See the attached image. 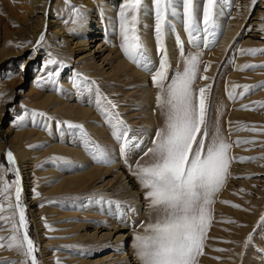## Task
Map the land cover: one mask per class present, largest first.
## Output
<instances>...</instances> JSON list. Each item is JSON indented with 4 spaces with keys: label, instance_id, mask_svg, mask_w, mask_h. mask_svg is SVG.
I'll return each mask as SVG.
<instances>
[{
    "label": "rangeland",
    "instance_id": "374dc122",
    "mask_svg": "<svg viewBox=\"0 0 264 264\" xmlns=\"http://www.w3.org/2000/svg\"><path fill=\"white\" fill-rule=\"evenodd\" d=\"M88 1L94 5H87ZM145 1L141 9L138 28L139 35L146 47V36L142 34L140 28L143 23L146 29L151 28L153 30L154 18L149 13L151 8L146 7L148 9L146 13ZM220 1L218 7L222 8L220 9L225 12V16L228 18L233 16L236 11L237 1L247 3L248 8L251 7L246 21L252 22L250 24L252 27L249 25L244 27L249 28L245 34L249 37H246L245 41L251 39L252 43L244 46L241 37L237 36L232 45V48L235 47L236 50L232 48L228 50L229 53H233L228 54L215 66L214 75L205 72L204 75L208 77L210 82L205 85L202 83L201 87H211L208 100L211 98L213 101L215 92L212 93L217 87L214 85L224 68L222 72L225 73L223 74V81L220 79L223 86L218 85V88L220 90L222 88V92L225 91L223 98L225 97L226 102H229L227 115H225L227 118L224 131L229 143L233 145L230 155L236 158L230 165L229 173L233 175L235 171L233 165L236 163L243 164L245 167H240L242 170L239 169L234 180L229 174L220 194L225 190V187H235V183L244 182L245 186H242L240 192L234 193L235 198H232V202L228 200L223 202L226 209L222 210L220 217L218 238H215L211 233L214 228L211 220L209 227L211 231L207 232L204 254L198 258V264H264V107H260L261 104H264V87H260L264 86V67L239 70L245 65H264V53L257 51L255 55L249 54L250 50H264V0H256L255 4H253V0ZM29 3L32 2H28V0H0V56L4 54L5 50L6 52L11 51L14 56L12 60L15 59L14 62H16L15 71L11 68L4 79H0V188L4 187L5 182H12L17 178L7 160V153L9 151L12 153L14 147L26 149L30 153L27 163H22L19 160L20 169L26 177L27 190H25L26 194H21V200L28 222V235L37 249L35 255L39 264H117L115 259H106L108 255L113 256L114 254V247H107L110 240L105 238L95 241L90 237L94 233L93 228L95 227L101 235L105 234L106 229L112 228L109 222L113 218L128 226L126 230L127 235H129L127 248L130 249L129 252L134 258L133 262L140 264L134 248V236L137 233H143L142 225H146L150 221L146 217H138L134 212V204L130 198L121 196L124 193L121 189V180L117 179L113 173L106 177L105 183L102 182L103 179H97L90 181L88 185H67V188L65 183L62 184L64 179L67 180H64L66 183L70 182L75 176L82 175L89 169L87 170L88 166L84 165L75 168L77 159L59 152V146L65 150L84 146L88 149L87 153H90L88 146L81 141L80 130L69 129L67 123L82 125L87 135L96 143L99 142L98 138L104 144L106 142L102 137L95 135L93 127L98 124V119L95 118L92 123L89 121L92 128L87 126L86 122L75 119V115L69 116L65 110H61L63 101L68 104L67 107L72 105L93 107L92 110L96 113V110L100 109L95 103L96 86L99 87L103 97L109 98L116 95L117 97L115 96L113 101L124 99L128 95H123L124 88L117 91L113 87H107L106 82L100 81H103L104 78L107 80V75H103L101 67H95L94 62L101 64L103 58L99 57V54L89 52V48L93 45H89V47L80 45L86 40V25L92 23L91 13L100 12L96 14L98 18L93 22H100L102 16L106 20L107 29L105 28V34L100 30L103 33L100 34L101 36L99 35L96 48L101 43L100 39L103 40L104 38L107 43L103 48L104 50L111 44L114 46L112 48L115 46L121 48L119 12L123 6V1L120 0L118 4L107 6L106 0H47V12L50 13L49 21L54 20L57 24L53 27L50 26L49 30L52 33L50 31L49 33L51 35L48 34V38L37 42L36 45L33 44L34 41L30 34L26 37L23 34L24 28L36 26L37 20L42 16L38 12L39 10L33 12V8H31L32 11H30ZM194 3L197 7L198 4L204 3V0H194ZM12 8L20 9L22 15H19V20L16 19L18 18L17 14L12 15ZM74 9H80L82 13L79 20H77ZM144 11L146 15H143ZM26 13L30 14V17L32 16L29 17L28 21V16H24ZM177 13L178 15L182 14V10L178 9ZM21 19L27 21L25 26L22 21L20 22ZM200 31L201 33L198 32L197 36L201 38L205 33ZM113 41L118 42V45H114L115 42ZM4 46H6L5 49ZM238 52L241 56L240 59L244 60L242 66L238 65L237 62L236 54ZM107 54L108 49L104 56ZM92 55L95 56V60H91ZM4 56L2 55V58ZM230 56L231 58H229ZM50 59H55L59 64L49 65ZM7 62L4 61L0 67H3ZM206 62L211 63V60L206 59ZM112 63L113 59L109 60L108 63H103L102 66H105V71L111 69ZM140 69L142 68L140 67ZM51 72L58 73V76L49 79ZM232 73L241 76L235 75L234 77ZM92 78L94 79L92 80ZM92 81H96V84H90ZM77 84L80 87H76ZM195 84L194 87L200 88L198 86L200 83ZM245 85L251 86L247 92L243 88ZM89 88L91 91L88 90ZM138 89L137 86L133 91ZM229 93H232L234 97L237 96V98L230 99ZM240 99L244 103L243 106L237 105ZM245 106L250 110H244ZM101 107L107 108L103 110L105 114H116L117 112L116 109H111L102 98ZM128 107L121 108L126 110ZM32 112L44 113L45 116L36 117L34 123ZM233 113L235 117L230 119L229 117ZM49 117L50 120L47 119ZM120 119L125 121L123 117ZM112 121L115 123L114 117ZM45 125H47V129ZM244 128L247 130H241ZM127 130L130 147L124 159L125 165L128 167L126 171L128 170L131 174L132 178L130 177V179L135 184V188H140L139 181L133 174L138 159H133L132 155V150L137 145L135 143L137 141L133 137L138 133V129L127 128ZM236 141L253 142L241 143L237 146ZM111 146H117L120 149L121 143L116 141L115 144L110 145L106 142L104 147L108 150L110 160L114 159L111 155ZM240 158H245V162H240ZM99 165L107 168L112 167L111 163L108 165L99 163ZM131 165L134 167L132 171L129 170ZM16 172H19L18 166ZM111 180L113 181L106 185ZM234 181L235 183H233ZM61 184L63 185L62 189L65 187L63 190H59ZM102 185L106 186L102 187ZM12 189L13 185L7 194L12 197L11 201L0 196V205H3L5 209L4 212H0V237L5 238V243H7V238L12 235L9 230L12 220L6 222L2 217L18 219V216L13 215L16 213L15 207L9 209L10 204L14 205ZM116 191H120L122 194H116ZM233 192H235L234 189ZM140 198L143 199L141 203L145 209L144 196L140 195ZM233 205H239V207H233ZM261 211L262 215L259 214L261 217L258 218V213ZM237 213L240 215L238 216ZM253 213H257V217ZM116 237L111 241L112 246L116 245ZM24 260L25 257L16 250H8L6 247L0 249V264L23 262ZM28 264H30V258H28Z\"/></svg>",
    "mask_w": 264,
    "mask_h": 264
},
{
    "label": "snow or ice",
    "instance_id": "6c2138e0",
    "mask_svg": "<svg viewBox=\"0 0 264 264\" xmlns=\"http://www.w3.org/2000/svg\"><path fill=\"white\" fill-rule=\"evenodd\" d=\"M152 3L156 21L155 34L160 42L161 55L156 65H153L139 35L138 25L144 0H123L119 12L122 51L129 61L148 71L152 76V81L159 90L158 108L165 119L164 126L158 130L152 147L144 153L151 156L152 162L137 165L133 171L141 187L146 189L145 199L149 201L150 211L158 213L154 222L142 225L143 233L134 236V248L140 264H198V258L204 254L207 232L211 225V206L215 202V196L225 186L230 174V165L236 158L230 155L233 145L221 137L219 128H216L214 136H209L212 127L207 94L209 87H200L198 91L193 87L199 70L200 54L185 57L183 72L175 71L169 80L171 65L163 45V37L168 17L177 15L178 8L182 10L187 31L194 39L195 33L200 30L205 34H214V30L218 28L216 21L219 0H204V7L201 10L196 8L194 0H152ZM255 3L256 0H253V4ZM74 10L79 20L82 13L80 9ZM40 39L43 40L44 37L41 36ZM257 51L264 53V50H250L249 54L255 55ZM48 64L58 65L59 62L50 59ZM258 67L264 65H245L239 70ZM207 70L206 68L205 71ZM54 76H58V73H49V79ZM203 79L207 80L208 77L204 76ZM90 84L94 85L95 82L92 81ZM76 87L80 85L77 84ZM250 87L243 86L244 91H249ZM88 90L91 91V88ZM95 91L97 95L95 103L98 107H101V98L111 109L117 107L111 100L102 96L98 86ZM229 98L235 99L232 93H229ZM260 107H264V104ZM244 110L250 109L245 106ZM31 115L34 123L36 117L45 116L40 112H32ZM105 115L113 129L115 139L121 143V152L126 157L130 147L127 127L118 114ZM113 117L115 123H112ZM20 122L22 123V120ZM45 127L47 129V125ZM67 127L80 130L81 141L88 146L94 161L105 165L111 163L108 150L92 141L82 125L67 123ZM252 142L236 141L235 144L239 146L241 143ZM7 160L9 164L14 165L15 160L11 151L7 153ZM240 162H245V158H240ZM13 184L15 204H10L9 209L15 207L17 212L13 215L18 216V219L2 217L6 222L12 220L9 229L12 235L7 238V243L4 237H0V249L6 247L8 250H16L25 257L23 262L8 264H28V258L30 264H39L35 255L37 249L28 235V222L21 200L22 190L18 173L15 181L5 182L4 187L0 188V196L11 201L12 197L7 194ZM4 211L3 205H0V212Z\"/></svg>",
    "mask_w": 264,
    "mask_h": 264
},
{
    "label": "bare ground",
    "instance_id": "6f19581e",
    "mask_svg": "<svg viewBox=\"0 0 264 264\" xmlns=\"http://www.w3.org/2000/svg\"><path fill=\"white\" fill-rule=\"evenodd\" d=\"M56 1H58V0H56ZM119 1L120 0H106V4L108 3L107 6L114 5L116 3L118 4ZM121 1H123V0H121ZM28 2H32V3H29L30 11H32L31 8H33V12H35V11L37 12L39 10L38 12L40 13V15H42L37 20V24H35L36 26H32L31 28H27V29L24 28V30H23L24 31L23 32L24 37H26V35L30 34V36L33 38V41H34L33 44L36 45L37 42L41 41V39H40L41 36H43L45 39V38L49 37L48 34L51 35L52 32L49 30V28H50V26L53 27L57 23L54 20L49 21V14L50 13L47 12V0H45V1L44 0H31V1L28 0ZM249 2H248V4H249ZM87 5L93 6L94 4L88 1ZM145 5H146L145 8L146 7L148 9L151 8L149 13H151L150 15H152V17L154 18L153 22L151 20L153 30L151 28H147L148 29V31H147V29H146L145 25H143V23H142L140 29L143 32L142 34H144V36H146L145 37V44L147 47L146 48L147 53L150 56V58L153 62V65H156L159 63V61L161 59V55H160V51H159L160 42L157 40L156 34H155L156 21H155L154 5L152 3V0H146ZM203 7H204V3H200V4H198V6L196 8L198 10H201ZM217 8H218V10H217L218 16H217L216 22H217L218 28L214 30V34H205L201 38H200V36L199 37L197 36L198 32L201 33V31H198L195 33V39L189 35V33L187 31V25L183 19L182 14L178 15V13H177V15H175V16L170 15L168 17V20L166 21V24H165L163 45H164V48L167 52V55L169 57V62L171 65V67L169 68V73H168L169 80L174 76L175 71L178 70L180 72H183V70L185 68V57L199 53L200 54V64H199V70L197 73V78H196L195 83H200V85H198L199 87H201V85H203V84L204 85L208 84L210 82V80L209 79H207V80L203 79V77L206 76V75H204L205 72H209V73L214 75V72L216 69L215 66L217 64H219L221 62V60L223 58H225L228 54L233 53V52L229 53L228 50H231L233 42L235 41L237 36L241 37L242 43L244 44V46L252 43L251 39L245 41V38L249 37V35L245 36V34L247 33L249 28L244 27V26H248V25L250 27L251 26L250 24H252V22L248 23L246 21L247 16H249L247 14L250 12L249 9L251 7L248 8L247 3L244 4V2H238L237 1L236 2V9H235L236 11L234 12L233 16H229L230 18L225 16L226 14L223 10H221L222 9L221 7H220L221 9L219 7H217ZM25 9H27V7H25ZM148 9L145 10L146 13H147ZM178 9H177V11H178ZM240 9H241V11L243 10L241 14H240V12H241ZM11 10H13L12 15L17 14L18 18H16V19L19 20L20 19L19 15H22V14H20V9H15V8L13 9L12 8ZM145 11L143 12L144 13L143 15H146ZM99 13L100 12L91 13L90 17H91L92 23H89L86 25V27H85L86 32H87L86 33V40L84 42L80 43V45L85 46V47H89V45H93V47L89 48V52L99 54L100 55L99 57L103 58V63H105V62L108 63L109 60L113 59V63H112L113 66L111 67V69L109 71H105V66H102L103 63L99 64L97 62H94V65H95V67H101V71H103L102 72L103 75H107V80H105V78H104L103 81L100 80L101 82H106L107 87L108 86L113 87L114 90H117V91L122 90V88H124V94L123 93L122 94L124 96H126L128 94L126 97L123 96L124 99L121 98L120 100H117V101L112 100L115 98L116 95H113L114 97L110 96L109 98H107V97L106 98L108 100H111L113 103L116 104V106H117L115 108L117 111L116 114H118L119 118L123 117V119H125L124 125H126L127 128L132 129V130H134L136 128L138 129V133H136L135 137H133V139L137 141V142H135L137 144L135 149L132 150L133 159H138L136 161L137 164H135V167L137 165L150 164L152 162L151 156H146V155H144V153L146 152V150L148 148L152 147L153 140H154L158 130L164 126V122H165L164 116L161 114V112L158 108L157 95H158L159 90L155 87V85L152 81V76L149 74V72L145 71L143 69H140V67L138 68L137 65H135L131 61H129L126 58V56L124 55L122 48L119 49L116 46H115V48H112L113 45L111 44L107 48L108 54L106 56H104L106 53V50H107V49L106 50L103 49L107 45V43L105 42V38L103 40L100 39L101 43L98 44V47L96 48V44H97V42H99V35L102 34L103 32H104V34L106 33L105 32V28H106L105 21L106 20H104L102 18V16L100 17V22H93V20L98 18V15H96V14H99ZM243 14H245L246 17ZM25 15L28 16L27 21L32 17V16L30 17L29 16L30 14H28V13L24 14V16ZM24 16H23V18H24ZM199 16H200V13L198 11V17ZM47 17H48V19H47ZM110 18H112V17H110ZM21 21L24 23V26L27 24L26 20L21 19L20 22ZM35 23H36V21H35ZM254 25H256V24H254ZM202 27H203V25L201 23V29H202ZM55 29H56V27H55ZM100 30H102L103 32L101 33ZM49 31L51 33H49ZM60 31H61V29H60ZM250 37H252V36H250ZM212 38H213V40H212ZM27 41H29L28 38H27ZM113 42H115V41H113ZM114 45H118V42H115ZM110 46H111V48H109ZM5 47L6 46H4V49H5ZM232 49L234 50L235 47ZM12 53H14V52H12ZM2 55H5V56L2 58ZM2 55L0 56L1 57L0 65H3L4 61H8V62L3 67H0V79L1 80L4 79V76L7 74V72H9V70L11 68L14 69V71L16 68V66H15L16 62H14L15 59L12 60V57H14V56L11 54V51L6 52V50H5L4 54H2ZM236 55H237L236 58H237L238 65L242 66L244 64V60L240 59L241 56L239 55V52ZM231 56L229 58H231ZM206 59H210L211 63L206 62ZM91 60H95L94 55L91 56ZM107 65H110V64H107ZM209 65H210V67H209ZM206 68L208 69L207 71H205ZM97 69H99V68H97ZM223 70H224V68H223ZM223 70L221 71V74L219 75L218 80L214 85V87L217 86L216 88H214L215 90L212 93V94H214V92H215V98H214L215 101L213 99V101H214V103H213L211 98H210V100H208L209 101V112H210L211 122H212V127L210 129L209 136L210 137L214 136L215 132H216V128H219L221 137H223L229 143L228 138L226 137V134L224 131L225 120L227 118V117L225 118V115H227V111L229 108V105H228L229 102H226V100L224 99L225 97L223 98V94L225 91L222 92V88H221V90H220V88H218L219 86H221V87L223 86L221 84V80L223 81V79H222L224 76L223 74H225V73H222ZM225 72H227V71H225ZM232 74L234 75V77H235V75H237V73H232ZM232 74L230 75V77L232 76ZM239 75H237V76H239ZM91 76H92V74H91ZM98 78H99V76H98ZM93 79L94 78H92V80ZM128 80H130V81H128ZM195 83H194V85H196ZM98 85H100V84H98ZM194 85H193V87H194ZM137 86L139 87V89L133 91V89H135ZM210 88H209V91L207 93L208 95L210 92ZM194 89L198 91L199 88L194 87ZM110 92H112V91H110ZM115 94H116V92H115ZM240 96H241V94L239 95V97ZM258 97H260V96H258ZM235 98H237V96ZM95 99H97L96 94H95ZM243 104L244 103L241 99L237 102L238 106H243ZM67 105L68 104H66L65 101H63V103L61 105V110H65L67 112V115H69V116L75 115V117H74L75 119L79 120L80 122H86L87 126H89L91 128H92V125H90L89 121L92 123V121L95 118L98 119V121H99L98 124L93 127L95 130L94 131L95 135L102 137V139L104 141H106L107 143H109L110 145H113L116 143L117 140L115 139V137L113 135V129H112L111 125L109 124L108 119H106V115H105L104 111H101V107H100V109L98 108V110H96L97 111L96 112L97 114H96L95 111L92 110L93 107H88L86 105L85 106L84 105H72V106L67 107ZM120 105H121V107H124V106H129V107L125 110V109H122L120 107ZM104 109H107V108H104ZM251 114H249V115H251ZM233 117H235L234 113H233V115H230L229 118L231 119ZM248 119H246V120H248ZM230 121H232V120H230ZM100 123H102V124H100ZM112 123H114V122L112 121ZM128 125H130V126H128ZM98 140H99V142H98L99 145H101L103 143L102 145L105 146L106 142L104 144V142L102 140H100V138H98ZM100 141H101V143H100ZM206 144H207V141H206ZM87 151H88V149L85 148L84 146L83 147L78 146V148H69L68 150H65L63 147L59 146V152L68 154V155H70V157L75 158V160L77 159V165H75V168H79L80 165H84V166H88V168H86L87 170L89 169V171L86 170L87 172H85L84 174H82V175L80 174L79 176H75V178L71 179L70 182L68 181L66 183L67 180L64 179L66 181L63 180L62 184L65 183L66 187H67V185L70 186V185H75V184H78V185L79 184H81V185L86 184V185H88V183L90 181H92V180L96 181L97 179H103L102 182L105 183L106 177L108 175L110 176L111 174L115 173L116 178L121 180L120 181L122 184L121 189L124 191L123 195H121V196H123L125 198L126 197L130 198V200L134 204L135 214L138 217H140V216L144 217V218L146 217L148 221L154 222L157 218L158 213L150 211L149 201L147 199H145L146 189H143L141 187L140 183H139L140 188L139 187L135 188V184H133V182L131 181V179H130L131 174L128 172V170L126 171V168L128 169V167L125 165V160H124L125 156L122 154L121 148L118 149L117 146L112 147V149H111L112 154L111 155L113 156L114 159H111L112 167H110V168L101 166V165H99L98 162L93 161L92 155L90 153H87ZM12 154H13L15 163H14V165L11 164V169L13 172L16 173V176L18 173L19 180H20V187L22 190L21 194L22 193L26 194L25 193V190H26L25 178L26 177L23 174L22 170L20 169L19 160L22 161V163H27V159H29L30 153L24 148H21V147L15 148L14 147V150H12ZM68 158H69V156H68ZM69 160H67V161H69ZM17 166L19 167V172H16ZM233 166L235 168V171L233 172V175H231L232 173L230 174V177L234 180V179H236V173L239 171L240 167L244 166V165L236 163ZM72 167H73V169H75L74 166H72ZM13 169H15V170H13ZM130 169L132 171L134 169V167H132V165H131L129 170ZM247 169H246V171H247ZM240 170H242V169H240ZM112 181L113 180L108 181L106 183V185H109L110 182H112ZM233 183H235V181ZM62 184L59 185V190H63L65 188L64 187L62 189V187H63ZM106 185H102V187H105ZM242 186H245L244 182L235 183V187H237V188H235L234 186L225 187V190L220 194V192L223 189L222 188L221 191L215 196V202L211 206L212 207V222L214 224V228L212 231L210 229L208 230V231H211L212 235L215 238H218L217 232L219 231V226H220L219 221H220V217L222 216V210L226 209L223 202H225L226 200H228L229 202H232V198H235L234 193H236V191L240 192L242 189ZM83 187H85V186H83ZM74 188H76V187H74ZM233 189L235 192H233ZM12 190H13V203L15 204V185L14 184H13ZM117 193L122 194L120 191L119 192L116 191V194ZM140 195L144 196V199H145L144 203L146 204V208H145L146 210L144 209V206L142 207L143 203H141V201L143 199L140 198ZM218 196H219V198H218ZM115 197H118V196H115ZM15 211L17 212L16 209H15ZM261 213H262V211L260 213H258V216H259L258 218L261 217L259 215ZM254 214L256 216L257 213H253V215ZM237 215L239 216L240 214L237 213ZM109 223H110V226H112V228L106 229L107 232L105 234L101 235V233H99V231L95 227V228H93L94 233L92 235H90V237L92 239H94L95 241L102 240L105 238H107V240L108 239L110 240L107 247H114L113 251H114L115 255L114 254H113V256L108 255L106 257V259L107 258H109V260L115 259L117 264H136L135 262H133L134 258H132L133 256L129 252L130 249L128 250V248H127L129 235H127L126 230H127L128 226L125 224H121V222L119 223L117 221V219H115V218H113ZM116 235H117V237H116ZM115 237H116V241H115L116 245L112 246L113 244L111 241Z\"/></svg>",
    "mask_w": 264,
    "mask_h": 264
}]
</instances>
